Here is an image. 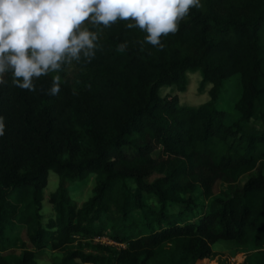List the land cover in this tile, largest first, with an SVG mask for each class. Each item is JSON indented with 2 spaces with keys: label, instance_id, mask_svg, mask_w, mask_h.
<instances>
[{
  "label": "trees",
  "instance_id": "trees-1",
  "mask_svg": "<svg viewBox=\"0 0 264 264\" xmlns=\"http://www.w3.org/2000/svg\"><path fill=\"white\" fill-rule=\"evenodd\" d=\"M201 4L179 22L178 32L162 38L163 49L145 43L146 33L126 21L111 27L85 22L99 37L90 61L82 57L40 77L36 91L13 86L11 74L4 77L0 264H36V250L48 244L65 249L50 264H202L213 242L248 234L257 254L241 264H264V0ZM198 70L210 84L204 102L179 104L177 94H161L162 86L184 90L187 73ZM235 73L239 119L227 123L216 101L224 79ZM57 75L61 90L50 96ZM255 118L260 126H248ZM50 170L60 180L93 173V194L76 207L60 184L49 196L55 215L43 225L38 205ZM155 172L160 175L146 179ZM179 185L199 186L208 200L196 219H189L188 205L167 211ZM146 193L159 200L154 228L149 220L128 221ZM16 224L25 227L32 248L6 254ZM142 224L146 229L137 232ZM76 234H107L125 244L95 242L89 251L73 245Z\"/></svg>",
  "mask_w": 264,
  "mask_h": 264
},
{
  "label": "clouds",
  "instance_id": "clouds-1",
  "mask_svg": "<svg viewBox=\"0 0 264 264\" xmlns=\"http://www.w3.org/2000/svg\"><path fill=\"white\" fill-rule=\"evenodd\" d=\"M192 8H202L201 0H0V86L11 74L13 86L36 91L40 77L82 57L90 61L99 37L87 24L126 21L128 28L146 33L145 43L163 49L162 38L178 32ZM60 90L57 75L47 94ZM5 127L0 117V136Z\"/></svg>",
  "mask_w": 264,
  "mask_h": 264
},
{
  "label": "rangeland",
  "instance_id": "rangeland-1",
  "mask_svg": "<svg viewBox=\"0 0 264 264\" xmlns=\"http://www.w3.org/2000/svg\"><path fill=\"white\" fill-rule=\"evenodd\" d=\"M209 83L201 82V75L199 70L187 73V83L184 90H178L175 85L162 86L160 92L162 95H178L179 104L198 105L209 98L208 89ZM240 94V77L238 73H235L224 79L220 88V92L216 101V105L224 109L225 121L231 123L239 119V113L234 108V102ZM248 126H260V119H250L246 121ZM260 168L264 171V161L261 162ZM159 173H152L147 176V180H152L159 176ZM94 174L90 173L81 180H60L57 173L50 170L48 173L47 183L42 190L43 197L38 205V211L40 213V221L43 225L46 224L49 218L55 215L54 204L50 202L49 196L60 184L66 188L69 201L79 207L83 202L93 194L92 188L94 185ZM245 176L240 180L243 181ZM127 184L130 188H134L135 184L128 179ZM177 186L173 191L172 201H168V212L174 213L179 210H183L185 205L191 207L189 219H196L206 209L207 199L203 196L199 186L193 188ZM224 186V184H223ZM221 188V181L218 180L213 185V191L217 192ZM159 210V200L155 194L146 193L143 195L141 207L132 209L129 212L128 221L136 219L138 221L149 220L150 226L154 228L155 214ZM146 229L144 224L139 225L137 232ZM9 237L15 239V244L7 247L3 252L6 254H20L22 249L32 248V244L27 238L26 229L23 225L16 224L11 232H8ZM24 242V245H21ZM95 242L108 243L116 247L123 246L124 242H117L106 235H95L89 237L82 234H76L73 241L74 246L82 247L83 249L92 251L94 249ZM213 254L209 257L199 260L202 264H241L246 259L253 262L255 255L257 254V247L252 242L251 234H248L242 240H225L219 239L211 244ZM65 253V249L56 248L53 249L49 244L36 250V264H50L54 260H59ZM89 264V263H85Z\"/></svg>",
  "mask_w": 264,
  "mask_h": 264
}]
</instances>
